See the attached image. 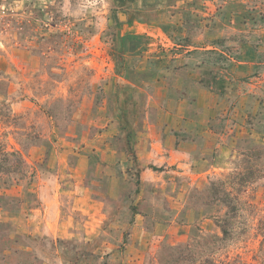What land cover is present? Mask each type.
<instances>
[{
	"label": "rangeland",
	"instance_id": "rangeland-1",
	"mask_svg": "<svg viewBox=\"0 0 264 264\" xmlns=\"http://www.w3.org/2000/svg\"><path fill=\"white\" fill-rule=\"evenodd\" d=\"M0 143V264H264V0H0Z\"/></svg>",
	"mask_w": 264,
	"mask_h": 264
},
{
	"label": "trees",
	"instance_id": "trees-1",
	"mask_svg": "<svg viewBox=\"0 0 264 264\" xmlns=\"http://www.w3.org/2000/svg\"><path fill=\"white\" fill-rule=\"evenodd\" d=\"M25 167L26 164L19 153L9 152L5 145L0 143V174L12 175L14 173H22ZM10 208L13 210L14 206Z\"/></svg>",
	"mask_w": 264,
	"mask_h": 264
}]
</instances>
